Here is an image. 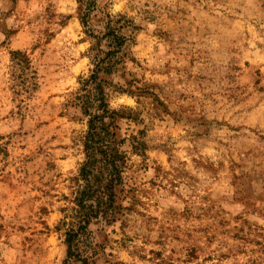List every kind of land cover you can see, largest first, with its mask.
I'll list each match as a JSON object with an SVG mask.
<instances>
[{"label": "rangeland", "instance_id": "obj_1", "mask_svg": "<svg viewBox=\"0 0 264 264\" xmlns=\"http://www.w3.org/2000/svg\"><path fill=\"white\" fill-rule=\"evenodd\" d=\"M109 19L125 189L67 260ZM0 264H264V0H0Z\"/></svg>", "mask_w": 264, "mask_h": 264}, {"label": "trees", "instance_id": "obj_2", "mask_svg": "<svg viewBox=\"0 0 264 264\" xmlns=\"http://www.w3.org/2000/svg\"><path fill=\"white\" fill-rule=\"evenodd\" d=\"M87 16H82L84 25H87ZM106 25L107 32L103 37H106L108 50L103 56L97 53L94 68L88 76L80 78V87L73 99L88 116V128L83 137L85 159L74 178L77 185L72 201L74 208L65 233L67 260L80 255L81 236L87 232L92 219L99 216L107 219L116 217L118 194L125 189L127 154L121 149L122 141L116 136L117 120L124 117V111L110 106L105 85L107 80L100 73L109 74L116 67L126 38L112 19ZM12 56L19 64L22 63L23 70L30 68L31 62L25 52L13 51ZM134 148L137 150L139 146Z\"/></svg>", "mask_w": 264, "mask_h": 264}]
</instances>
